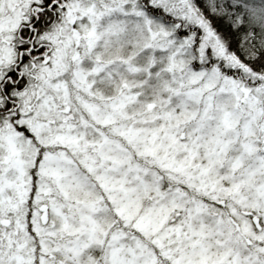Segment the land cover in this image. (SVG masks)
I'll use <instances>...</instances> for the list:
<instances>
[{
    "label": "snow or ice",
    "instance_id": "6c2138e0",
    "mask_svg": "<svg viewBox=\"0 0 264 264\" xmlns=\"http://www.w3.org/2000/svg\"><path fill=\"white\" fill-rule=\"evenodd\" d=\"M0 264H264V0H0Z\"/></svg>",
    "mask_w": 264,
    "mask_h": 264
}]
</instances>
